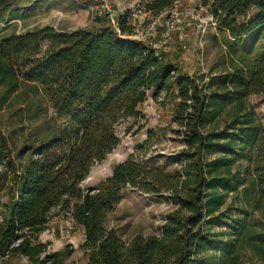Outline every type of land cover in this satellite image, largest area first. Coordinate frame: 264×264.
Instances as JSON below:
<instances>
[{
    "label": "trees",
    "instance_id": "trees-1",
    "mask_svg": "<svg viewBox=\"0 0 264 264\" xmlns=\"http://www.w3.org/2000/svg\"><path fill=\"white\" fill-rule=\"evenodd\" d=\"M21 1L0 0V20ZM178 2L148 0L144 8L155 18ZM208 4L229 60L208 91L137 36L129 11L116 27L105 16L89 28L36 27L0 37V114L19 105L18 123L34 128L21 148L0 128V194L8 199L0 212V264L18 257L30 264H246L251 255L264 257V221L254 217L264 210V127L248 102L264 95V43L251 53L264 29V0ZM150 91L154 99H178L179 167L166 173L129 160L84 188L92 167L119 146L117 126L143 118L139 106ZM128 187L170 193L175 207L159 237L126 244L107 229ZM57 210L70 214L85 240L50 254L38 237Z\"/></svg>",
    "mask_w": 264,
    "mask_h": 264
},
{
    "label": "rangeland",
    "instance_id": "rangeland-1",
    "mask_svg": "<svg viewBox=\"0 0 264 264\" xmlns=\"http://www.w3.org/2000/svg\"><path fill=\"white\" fill-rule=\"evenodd\" d=\"M112 1L115 19L129 11L137 36L147 40L153 47L156 45L159 51L170 54L173 63L182 65L207 91L210 89V78L225 73L229 61L223 44L225 37L220 33L209 10L208 2L211 0H179L176 7L182 13L178 26L182 32L180 28L169 30V19L164 15L160 26L150 34H147L148 27L154 16L145 11L144 3L148 0ZM114 1L119 5L116 6L117 10ZM96 6V0H22L20 6H13L4 15V20H0V37L12 32L23 33L36 27L52 26L59 31L89 28L97 23L92 20ZM142 34L144 38L139 36ZM252 40L251 53L254 54L264 43V29ZM153 96L154 92L150 91L146 101L139 106L143 118H129L117 126L116 132L121 139L119 146L104 161L92 167L89 177L82 184L84 188L97 187L112 175L117 164L129 160L166 173L179 167L180 153L185 146L182 143L183 137L175 133L177 125L172 119L173 106L178 99L175 96L168 99L164 94L158 99ZM248 102L264 127V95H251ZM18 108L19 105H16L13 109L1 112L0 128L12 143L21 148L31 141L34 128L18 123L15 115ZM146 141L149 144L144 146ZM121 197L120 204L107 218V229L116 231L126 244H130L139 235L159 237L166 216L175 207L170 193L154 196L128 187ZM7 200L4 194H0V212ZM254 217L264 221V210L255 211ZM38 240L50 244L48 253L51 254L68 245L74 249L79 248L85 240V234L69 213L57 210ZM13 264L30 263L26 258L18 257ZM246 264H264V257L251 255Z\"/></svg>",
    "mask_w": 264,
    "mask_h": 264
},
{
    "label": "built area",
    "instance_id": "built-area-1",
    "mask_svg": "<svg viewBox=\"0 0 264 264\" xmlns=\"http://www.w3.org/2000/svg\"><path fill=\"white\" fill-rule=\"evenodd\" d=\"M96 1H97V6H96V9L94 11L92 20L94 21L95 19L108 16L111 23L113 24V26L116 27L117 23H116V20L114 18L113 1L112 0H96ZM164 15H167V17L169 19V21L167 23L169 30H179L180 27H178V26L181 23L182 13H180V11L177 10V7H174L172 9L168 10L167 12L162 13L161 15L155 17L152 20V23L148 27V33L147 34H150V33H153L156 31L157 27L160 26ZM213 25H215V24L213 23ZM179 31H181V28ZM139 36L144 38L145 35L142 34ZM154 48L156 50H158L157 49L158 47L156 45H154Z\"/></svg>",
    "mask_w": 264,
    "mask_h": 264
},
{
    "label": "crops",
    "instance_id": "crops-1",
    "mask_svg": "<svg viewBox=\"0 0 264 264\" xmlns=\"http://www.w3.org/2000/svg\"><path fill=\"white\" fill-rule=\"evenodd\" d=\"M117 1V0H116ZM116 1H114V2H116ZM114 6H115V10H117L118 8L117 7H119V5H118V3L116 2L115 4H114ZM117 6V7H116ZM120 12H121V10H119Z\"/></svg>",
    "mask_w": 264,
    "mask_h": 264
}]
</instances>
